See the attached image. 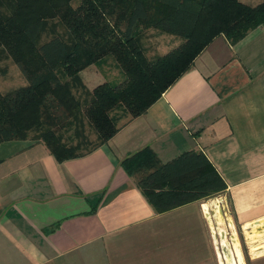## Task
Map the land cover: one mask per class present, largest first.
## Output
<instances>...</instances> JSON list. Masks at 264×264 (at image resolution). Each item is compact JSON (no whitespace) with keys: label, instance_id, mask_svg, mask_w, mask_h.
I'll return each mask as SVG.
<instances>
[{"label":"crops","instance_id":"crops-1","mask_svg":"<svg viewBox=\"0 0 264 264\" xmlns=\"http://www.w3.org/2000/svg\"><path fill=\"white\" fill-rule=\"evenodd\" d=\"M120 127L64 162L41 142L0 144V264H264V28L215 37ZM145 149L160 163L203 152L226 191L158 213L122 166Z\"/></svg>","mask_w":264,"mask_h":264},{"label":"trees","instance_id":"trees-1","mask_svg":"<svg viewBox=\"0 0 264 264\" xmlns=\"http://www.w3.org/2000/svg\"><path fill=\"white\" fill-rule=\"evenodd\" d=\"M50 22L62 26L66 36L40 42ZM141 26L180 37L184 43L149 60L138 33ZM260 27L264 28V1L249 5L241 0H0V48L8 51L28 82L0 91V144L31 140L44 143L59 162L83 157L120 131V111L128 121L145 114L193 68L215 37L224 35L235 45ZM108 57L114 58L125 81L103 83L88 92L89 98L77 96L80 73ZM85 121L97 135L92 145L83 130ZM64 126L75 131L68 130L64 137L60 133ZM122 166L158 213L227 189L201 151L160 163L153 151L145 149L126 158Z\"/></svg>","mask_w":264,"mask_h":264},{"label":"rangeland","instance_id":"rangeland-1","mask_svg":"<svg viewBox=\"0 0 264 264\" xmlns=\"http://www.w3.org/2000/svg\"><path fill=\"white\" fill-rule=\"evenodd\" d=\"M241 1L249 5H257L264 0ZM65 33V29L62 26H56L50 22L43 31V34L40 37V42H45L57 34L66 36ZM138 33L141 36L142 44L149 60H155L156 58L162 57L179 48L184 43L182 38L170 35L162 30L154 28L144 29L141 26L138 28ZM85 70L86 72L83 73ZM85 70L80 73L82 86L79 85L77 86V89H75L77 96L80 94H82V96H87L88 92L91 93L96 87L103 83L109 82L113 85H120L126 79L124 73L121 71L116 61L112 57H108L106 62L101 65H92ZM27 84L28 82L23 72L12 59L8 51L4 48H0V91L6 93ZM118 114V125H122L128 121L129 116L123 111H120ZM64 127L60 131L64 137H66L65 135H67V133L74 130L73 128L71 130V127L68 126ZM83 130L84 133H86L89 142H91V145L97 142V135L88 121L83 123Z\"/></svg>","mask_w":264,"mask_h":264}]
</instances>
